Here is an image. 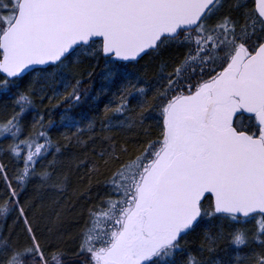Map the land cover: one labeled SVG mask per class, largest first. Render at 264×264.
Returning <instances> with one entry per match:
<instances>
[{
    "label": "snow or ice",
    "instance_id": "snow-or-ice-1",
    "mask_svg": "<svg viewBox=\"0 0 264 264\" xmlns=\"http://www.w3.org/2000/svg\"><path fill=\"white\" fill-rule=\"evenodd\" d=\"M0 140V264H264V0H0Z\"/></svg>",
    "mask_w": 264,
    "mask_h": 264
},
{
    "label": "trees",
    "instance_id": "trees-1",
    "mask_svg": "<svg viewBox=\"0 0 264 264\" xmlns=\"http://www.w3.org/2000/svg\"><path fill=\"white\" fill-rule=\"evenodd\" d=\"M106 74V69L104 68L103 64L97 65L96 70H95V79L92 81V89H93V95L96 93L100 92V89L105 85V80H104V75ZM110 99V94H103L100 95L99 99L94 101L95 107H89L88 104H84L79 107H75L72 109V114L75 116L77 119H88L91 118L92 116L99 115L103 111V107L106 103H108V100ZM55 103V101H54ZM44 104L47 105V98L44 101ZM65 105L60 104V106L51 109V115L50 119L53 120L54 125L53 127L49 130L50 134L56 138L58 137L62 132L65 131L63 125L60 123V118L64 113ZM49 109L44 108L43 106L38 107L37 109H32L29 110V113L27 114V119L28 121L32 120V117L36 115L37 112H47ZM82 127L84 125H81ZM74 131V129H73ZM131 135V133H129ZM86 139V137L84 138ZM5 141L0 140V144H4ZM84 149H73L70 148L66 153L65 157H70L73 153L79 154L82 152ZM0 191H3V186L2 183H0ZM33 192L32 188H29L26 195H31ZM45 196H54V193H44ZM14 219V214L13 213H8L4 218H0V227L7 228L8 226H11L13 223ZM254 221H249L246 222V226L251 227ZM224 227L226 230H231L233 227H236L235 224L229 225L225 224ZM224 247L227 249V252H220L218 258L219 259H229L231 258L233 260V264H235V256L237 254V249L238 246L231 244L230 241L226 242ZM239 250L241 252L246 251L242 246H239Z\"/></svg>",
    "mask_w": 264,
    "mask_h": 264
}]
</instances>
